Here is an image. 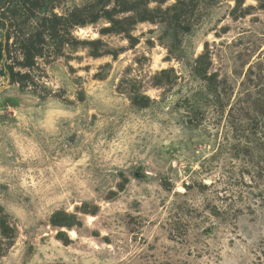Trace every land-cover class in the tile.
<instances>
[{
  "label": "rangeland",
  "instance_id": "rangeland-1",
  "mask_svg": "<svg viewBox=\"0 0 264 264\" xmlns=\"http://www.w3.org/2000/svg\"><path fill=\"white\" fill-rule=\"evenodd\" d=\"M95 1L0 0V264H264V0H129L24 68Z\"/></svg>",
  "mask_w": 264,
  "mask_h": 264
},
{
  "label": "trees",
  "instance_id": "trees-1",
  "mask_svg": "<svg viewBox=\"0 0 264 264\" xmlns=\"http://www.w3.org/2000/svg\"><path fill=\"white\" fill-rule=\"evenodd\" d=\"M111 0H96L94 6L91 7H83L76 8L73 12L66 16L59 17L58 15H54L52 17H44L41 22L37 25V33L35 35L34 41L27 43L23 46V55H24V63L22 64L24 68L31 70L35 67L36 61L38 58H42L45 56V46L48 45L46 38L51 39L52 47H54V51L50 52V54H54L55 56H61L65 45L73 44V39L71 40V29L76 27L83 28L90 24H95L101 18H105L109 20L112 24V13H125V12H133L135 10V6L130 3L129 0H121L118 2V7L113 9H108L110 6ZM24 4L31 3L34 8L38 6L39 0H23ZM179 5H182V0H178ZM27 11V10H26ZM28 12V11H27ZM117 33V31H114ZM48 35V37H47ZM78 44V43H77ZM81 44H88L86 42H81ZM91 44H98V42H92ZM98 57L99 55H94V57ZM3 59V49L0 47V62ZM7 73L11 79L13 84H22L23 88H25L26 84L33 81V77L30 73L21 74L16 73L12 67L6 68ZM5 69L0 70V73L4 72ZM198 77L211 81L213 77L208 78L207 71L203 67H197L195 69ZM168 71H162L160 75L156 76V79L162 77L163 75L168 74ZM159 82L157 86L161 85ZM0 229L2 230V234L9 241L10 239H14V230L6 220L3 218L0 220ZM9 235V236H8ZM10 244V243H9ZM5 252L4 249L0 248V254Z\"/></svg>",
  "mask_w": 264,
  "mask_h": 264
},
{
  "label": "snow or ice",
  "instance_id": "snow-or-ice-1",
  "mask_svg": "<svg viewBox=\"0 0 264 264\" xmlns=\"http://www.w3.org/2000/svg\"><path fill=\"white\" fill-rule=\"evenodd\" d=\"M53 116H55V113L52 114ZM183 191V190H182Z\"/></svg>",
  "mask_w": 264,
  "mask_h": 264
}]
</instances>
